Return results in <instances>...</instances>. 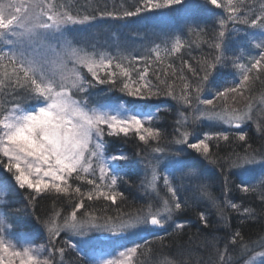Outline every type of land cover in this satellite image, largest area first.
I'll list each match as a JSON object with an SVG mask.
<instances>
[{
  "label": "trees",
  "instance_id": "trees-1",
  "mask_svg": "<svg viewBox=\"0 0 264 264\" xmlns=\"http://www.w3.org/2000/svg\"><path fill=\"white\" fill-rule=\"evenodd\" d=\"M53 1L55 5L51 10L56 17L66 25L77 20L89 23V42L106 48L112 56V61L97 74L98 78L94 77L96 82L92 83L94 78L85 71L87 90L81 96L93 102H117L113 91L118 87L125 96L122 97L128 100V106L132 104L139 108L141 101L137 98L146 99L157 112L142 130L105 132L107 154L124 156L117 158V183L109 192L98 180L79 174L70 177L64 188H46L41 193L26 187L20 189L13 182L14 175L5 171L6 167L10 169L9 165L0 157V181L8 190L10 213L7 217L19 222L14 223L19 224L15 225L18 229L40 236L45 235L46 230L50 237L56 232L58 236L50 247L55 264H91L88 257L68 245L64 232L59 233L58 229L66 226L63 222L74 217L77 221L89 218L111 224L110 221L117 218L138 217V212L155 200L151 190L156 194L167 193L166 187L161 185L157 188L149 186L148 167L158 166L166 156L194 158L203 155L211 164L203 166L196 157L197 161L192 164L199 163L200 166H191L201 172L200 179H197L199 173L193 172L178 178L181 189L187 181L188 184L196 182L195 196L202 199L196 201L194 192H181L182 203L171 204L178 219L189 224L180 231L152 239V242L140 243L139 252L146 257L174 256L179 264L184 260L188 264H211L221 254L234 256L237 261L244 259L245 251L255 248L264 236V183L258 189L241 184H245L241 164L254 162L255 154L264 148V109L257 114L251 112L250 116L255 117L253 120L257 123L254 125L253 120L249 121L248 129L232 130L226 135L217 133L207 144L197 143L185 148L184 154L181 148L170 150L171 154L163 148L176 138H190L186 133L190 131L187 119L193 110L187 106L195 104V97L203 87H206L204 96L213 101L204 103L207 110L221 109L234 114L235 111L245 112L253 104H259L260 108L264 103V72L254 75L256 63L264 61V58L260 60L264 54V33L261 32L264 18L255 19L256 10L264 9V0H220L216 5H211L209 0H195L202 2L196 10L189 8L193 0H145L142 6L137 4L138 0ZM162 4L168 5L176 14V30L182 32L180 46L161 59L154 60L148 54L140 59L132 57L131 51L146 46L138 39L144 34L139 28L143 23L141 15L146 9L157 10ZM33 82L13 63L0 58L2 113L19 103L23 95L29 97ZM235 89H244V95L227 98ZM130 91L137 95L132 96ZM220 95H225L226 99L221 100L223 96ZM206 122L198 121L200 135L205 127L216 129ZM191 140L196 141L197 137H191ZM191 152L195 154L188 157ZM148 153H154V158L147 156ZM156 171L161 173L162 167H156ZM190 174L196 180L191 181ZM169 198L170 195L167 200ZM57 216L64 221L55 224L53 219Z\"/></svg>",
  "mask_w": 264,
  "mask_h": 264
},
{
  "label": "rangeland",
  "instance_id": "rangeland-1",
  "mask_svg": "<svg viewBox=\"0 0 264 264\" xmlns=\"http://www.w3.org/2000/svg\"><path fill=\"white\" fill-rule=\"evenodd\" d=\"M218 1L212 0V4ZM1 5L3 8L0 9V24L5 21L8 25L13 16V5L10 1L5 4L1 3ZM259 16L264 18V9H261ZM13 27L15 36H19L21 31L24 33L28 47L36 44L33 42L34 38L39 39V44L42 47V36L47 35L45 40L50 36L59 37L51 34L40 15L34 16L33 19L32 15H29L20 20L18 24H9L7 33ZM16 42L20 44L19 40ZM61 45L62 48L53 47L52 51L48 47V56H39V52L30 51L29 59H27L30 65H33V68H42L48 75L36 85L39 90L35 105L29 108H25L23 105L15 106L6 114L2 113L0 109L1 157L10 169L12 168V172L15 170L18 184L34 193H41L46 188H64L68 184L70 175L77 172L84 175L95 173L103 183L109 185L107 189H104L108 192L114 181L109 177L110 171L113 170L114 159L103 153L104 131H123L132 130V128L136 131L142 130L148 126L146 122L150 118L147 117H150L151 114H133L122 104L112 109L107 106H104L105 108L86 107L75 96L76 90L79 88L80 67L78 66L85 65L96 74L98 63L90 56L86 57L80 54L77 50L69 51L70 47L64 42ZM155 53H160L159 48ZM263 58L264 54L260 60ZM74 64L76 65L73 66ZM254 69L256 76L264 72V61L257 62ZM248 79L249 77L246 80ZM244 89L233 90L227 98L243 96ZM205 90L206 87H203L201 93L197 94L195 104L189 103L187 106L193 110V112L190 111L191 116L187 119L190 131L188 130L186 133L190 138L184 140L176 138L171 143L172 146L166 145V148H163V150H168L167 154H171L169 151L175 148H181V153L184 154L187 151L185 148L197 143L207 144L209 139L217 133L226 135L231 132V129L240 126H245V129H248L249 121L255 118L250 116L251 112L256 111L257 114L260 109H264V103H262L260 108L259 104H253L245 112L235 111L234 114L221 109L207 110L203 107L204 103L211 104L213 101L207 100L208 98L204 96ZM130 94L134 95L135 92L130 91ZM220 96H223L221 100L226 99L225 95ZM155 112V110L152 111V113ZM199 120L202 123L207 121L216 129L205 127L202 129L203 134L200 135L201 128L197 126ZM253 123L255 125L257 122L253 120ZM142 125L144 127L141 128ZM191 137L193 139L197 137V140L193 141ZM255 155L257 158L254 162L245 161L241 164L243 166L241 171L244 172L241 177L247 184V188L257 187L258 189L264 183V148ZM147 156L154 158V153H148ZM121 157L124 156L119 154L113 158L117 160ZM171 158L173 157H163L162 162L157 164L159 167L168 164L162 168L161 173L156 171V167H158L156 164L148 167L149 186L153 184L152 188H156V183L160 185L159 181L162 179L163 184L161 185L169 187V189H166L165 195L158 194L152 204L146 201L148 206L138 212L140 216L128 220L125 219L126 217L117 218L114 221L111 220V224H104L108 223L107 221L99 223L89 218L77 221L74 217H70L65 222L59 216L53 219L55 224L63 222L66 225L57 227L59 232H65L66 239H69L68 245L87 255L91 264H179L174 256L146 257L145 254L139 252L141 247L137 245V240L135 241L136 238H141L138 239L140 242H152V239H157L171 231H180L189 224L183 219H178L171 204L176 206L184 200L182 195L180 199L177 191L180 186L178 178L183 177L185 172L199 173L197 179L201 178V172L191 168L199 163L192 164L193 161H197L195 159ZM197 159L203 166L209 165V162L211 164V161L203 155L197 156ZM171 168L173 169L171 170ZM247 174L253 178L244 177ZM241 177L238 176L239 179ZM182 190L186 194L196 191V182L188 184L187 181ZM151 193L155 194L154 190H151ZM186 194L183 196L185 197ZM169 195L170 198L166 204L163 199ZM192 195L196 201L202 199L200 196H195V192ZM3 197L4 190L0 186L1 204L4 202ZM172 197L173 201H171ZM5 216L7 214L0 210V264H55L50 247L55 243L54 238L58 236L56 232L53 233L54 237L51 236L53 238L51 239L48 230H46L45 238L40 242L32 234L14 228ZM153 219L158 221L159 226H152L151 220ZM91 227L97 230L90 231ZM254 247L252 250L245 251L244 259L238 258L237 261L234 256L228 257L227 254H221L215 262L210 263L233 264L234 261H237L235 264H264V236ZM188 263L185 260L181 261V264Z\"/></svg>",
  "mask_w": 264,
  "mask_h": 264
},
{
  "label": "bare ground",
  "instance_id": "bare-ground-1",
  "mask_svg": "<svg viewBox=\"0 0 264 264\" xmlns=\"http://www.w3.org/2000/svg\"><path fill=\"white\" fill-rule=\"evenodd\" d=\"M144 1L145 0H138L139 3H137L139 6H142L144 4ZM257 12L255 13V19H259L260 16H259V12L261 11V9L259 10H256ZM152 26L153 28H155L158 32L160 30H162L164 27H167L168 30H171V31H176V23L173 20L171 19H167L165 17H162V16H157L154 21L152 22ZM91 33V32H90ZM163 38V36H162ZM142 39H143V43L144 45H149L151 43L150 39H149V36L148 34H143L142 35ZM243 187H246L247 184H243L241 183ZM257 188V187H256ZM178 192H180L179 196L181 195V192H183V190L179 187L177 189Z\"/></svg>",
  "mask_w": 264,
  "mask_h": 264
}]
</instances>
